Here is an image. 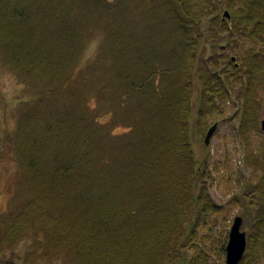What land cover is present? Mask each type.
<instances>
[{
    "label": "trees",
    "instance_id": "obj_1",
    "mask_svg": "<svg viewBox=\"0 0 264 264\" xmlns=\"http://www.w3.org/2000/svg\"><path fill=\"white\" fill-rule=\"evenodd\" d=\"M136 1L0 0V57L32 89L1 139L17 192L0 213V254L31 237L68 264H193L181 248L211 201L197 186L204 158L191 136L206 133L227 80L216 53L214 66L203 58L201 25L222 24V8L224 25L264 42V0H139L150 20L134 22ZM96 30L103 57L81 64ZM241 59L245 83L241 73L227 86L243 92L246 116L264 89V53ZM244 190L256 205L238 264H255L264 256V171Z\"/></svg>",
    "mask_w": 264,
    "mask_h": 264
},
{
    "label": "rangeland",
    "instance_id": "obj_2",
    "mask_svg": "<svg viewBox=\"0 0 264 264\" xmlns=\"http://www.w3.org/2000/svg\"><path fill=\"white\" fill-rule=\"evenodd\" d=\"M140 1L131 2L128 6L130 21L150 20L145 7L139 8ZM223 10L221 8L218 11V19H221ZM223 19L225 22L226 17ZM223 22L219 24L217 21H209L208 24L201 25L205 45L203 58L207 64L214 66L213 59L209 57L216 53V66L220 73L222 71V75H226L227 80L223 77L226 86L218 98H213L216 111L213 118L205 121L206 133L202 138L194 134L191 136L197 157L204 158L201 170L205 171L199 177L197 186L204 185L211 201L209 208L202 207L196 226L188 233L187 241L181 248L185 262L192 261L193 264H224V246L233 218L237 215L242 217L241 229L246 233L255 212L256 203L251 202L252 197L244 187L256 182L264 171V129L261 126L264 118V89H258L257 104L253 110L249 109L252 112L250 115L246 114V117L243 92L238 87L228 90L227 86V83L230 84L241 73L246 77L245 72L240 69L242 55L254 50H262L264 53V42L255 40L250 43L245 35L236 31L233 24L229 23L228 28ZM103 42V33L94 31L85 42L84 60L82 58L81 64L103 57ZM231 57H234L232 64H237L234 69L225 64V60ZM262 68L264 69V61ZM245 77L242 78L243 83L246 81ZM260 79L262 82H258L264 87V79ZM30 90L28 82L15 75L0 57V213L10 210L12 197L17 192V165L9 146L3 147L1 139L5 129L10 132L13 130L17 119L16 106L31 97ZM194 98L195 95L192 96V102ZM124 131L122 127L114 130L116 133ZM40 237L43 236L39 235V239ZM45 248L34 246L31 237H26L0 254V264H68L63 258L58 259V256L48 258L42 255V250L43 253H48ZM257 263L264 264V256L257 259L255 264Z\"/></svg>",
    "mask_w": 264,
    "mask_h": 264
},
{
    "label": "water",
    "instance_id": "obj_3",
    "mask_svg": "<svg viewBox=\"0 0 264 264\" xmlns=\"http://www.w3.org/2000/svg\"><path fill=\"white\" fill-rule=\"evenodd\" d=\"M230 18L227 10L222 13V18ZM234 60V57H231ZM237 65V64H235ZM262 129H264V118L261 121ZM242 217L235 216L228 231L227 242L225 244L224 264H238L242 259L246 248V233L241 229Z\"/></svg>",
    "mask_w": 264,
    "mask_h": 264
}]
</instances>
